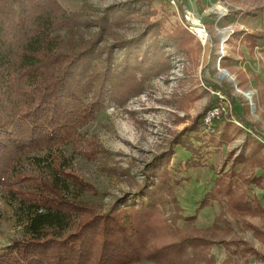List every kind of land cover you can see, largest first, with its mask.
Listing matches in <instances>:
<instances>
[{
    "label": "rangeland",
    "instance_id": "374dc122",
    "mask_svg": "<svg viewBox=\"0 0 264 264\" xmlns=\"http://www.w3.org/2000/svg\"><path fill=\"white\" fill-rule=\"evenodd\" d=\"M59 2L90 21V26L81 22L69 31L76 42L100 36L97 50L102 67H118L132 56L136 70L134 90L121 94L113 92V84L107 85L101 111L77 130L82 139H96V157L86 159L74 153L72 144L66 146L74 170L95 189L78 193L68 186L69 195L104 213L115 204L122 208L138 204L142 189L146 187L143 195L152 189L150 201L158 205L169 228L207 242L188 244L174 264H264V178L259 186L250 182L264 174L259 165H264V0ZM221 6L227 13L218 18L213 11ZM228 26L237 32L230 34L220 52L219 34ZM202 27L205 40L194 32ZM244 27L262 35L259 49L246 43ZM183 29L191 40L181 45L172 35ZM69 33L61 31L64 37ZM248 91L251 107L245 96ZM217 103L222 107L217 122L205 125L204 109ZM20 166H26L24 159ZM51 172L42 166L32 174ZM221 177L237 195H245L252 214L229 211L225 200H213L196 211ZM14 204H8L0 191V253L21 232ZM189 215L194 219L186 220ZM153 237L157 243L181 238Z\"/></svg>",
    "mask_w": 264,
    "mask_h": 264
},
{
    "label": "trees",
    "instance_id": "16d2710c",
    "mask_svg": "<svg viewBox=\"0 0 264 264\" xmlns=\"http://www.w3.org/2000/svg\"><path fill=\"white\" fill-rule=\"evenodd\" d=\"M82 16L68 11L59 0H0V191L8 204L16 203L14 215L21 229L4 245L0 264H131L141 260L174 264L188 244L207 242L169 228L158 205L150 201L152 189L146 195L142 194L146 187L141 190L138 204L123 208L115 204L104 213L69 195L68 186L78 193L95 189L74 170L66 146L72 144L74 153L94 159L96 139H82L78 128L101 111L107 85L113 84V92L121 94L136 86L132 56L118 67H102L97 50L100 36L82 43L70 35L81 22L90 26ZM63 29L69 33L66 37ZM172 36L181 45L191 40L184 29ZM245 38L253 43L256 36ZM83 95L91 99L84 101ZM211 106L204 109L202 118ZM218 117L212 118L213 123ZM23 159L26 166H20ZM42 166L51 174H32ZM262 178L264 174L250 182L259 186ZM223 180L216 179L196 211L213 200H225L229 211L252 214L245 195H237L231 183ZM162 182L167 184L165 178ZM193 219L194 215L186 217ZM171 234L181 236L180 240L154 242L153 236Z\"/></svg>",
    "mask_w": 264,
    "mask_h": 264
},
{
    "label": "built area",
    "instance_id": "2783aa9c",
    "mask_svg": "<svg viewBox=\"0 0 264 264\" xmlns=\"http://www.w3.org/2000/svg\"><path fill=\"white\" fill-rule=\"evenodd\" d=\"M172 2H173V0H172ZM215 14H217V17L218 18H220L221 16H224L226 13H227V10H226V8H225V6H221L219 9H217V11H213ZM195 31V34L201 39L202 37H201V35H200V33H198L196 30H198V28H195L194 29ZM201 32L203 33V38H202V40H205L206 39V37H207V34L205 33V29L202 27L201 29ZM234 28L233 27H231V26H228V27H226L225 29H223L222 31V33H224L225 34V38L226 39H220V52H222V50H223V47H224V49H225V46H226V44H225V42L227 41V39L229 38V36H230V34L232 33V32H234ZM218 62L220 61V56L218 57V60H217ZM225 70V69H224ZM215 94H216V96H218V101H221L222 102V100L224 99L223 98V96L220 94V92L219 91H216L215 92ZM246 99H247V101H249V103H250V107L253 105V103H252V93L250 92V91H248L247 93H246ZM221 109H222V107L220 106V105H218V103L216 104V105H213V106H211L206 112H205V114H204V116H203V122H204V124L205 125H211V122H212V118H214V117H216V116H218L220 113H221Z\"/></svg>",
    "mask_w": 264,
    "mask_h": 264
},
{
    "label": "crops",
    "instance_id": "0c3cea01",
    "mask_svg": "<svg viewBox=\"0 0 264 264\" xmlns=\"http://www.w3.org/2000/svg\"><path fill=\"white\" fill-rule=\"evenodd\" d=\"M197 1L200 2L201 0H196V2H197ZM261 1H263V0H261ZM262 3H264V2H262ZM244 29H245V32H243V33L241 32L243 36H244L246 33H248V34H246V35H254V36H256V38L254 39L253 43H252V41H249V40H247L246 43L249 44L250 47H252V48L256 47V48L259 49V47L257 46L258 43H259V42H258V39L261 38L262 35L259 34V33H253L252 31H249V30H248L247 28H245V27H244ZM236 32H237V30L235 29V30H234V33H236ZM246 35H245V36H246ZM229 38H231V36H230ZM263 39H264V38H263ZM229 40H230V39H229ZM229 40H228V41H229ZM253 44H254V45H253Z\"/></svg>",
    "mask_w": 264,
    "mask_h": 264
},
{
    "label": "bare ground",
    "instance_id": "6f19581e",
    "mask_svg": "<svg viewBox=\"0 0 264 264\" xmlns=\"http://www.w3.org/2000/svg\"><path fill=\"white\" fill-rule=\"evenodd\" d=\"M195 21V20H194ZM197 23V22H196ZM198 33H200V35H201V37L203 38V33L201 32V30L200 29H198V30H196ZM219 36H220V39H224V37H225V35L223 34L222 35V32H220V34H219ZM223 49H224V47H223ZM224 50H222V52H223ZM223 75H225V76H227V77H230L231 79H232V76L230 75V73H228V72H226V71H223L222 70V72H221ZM246 95V94H245Z\"/></svg>",
    "mask_w": 264,
    "mask_h": 264
}]
</instances>
